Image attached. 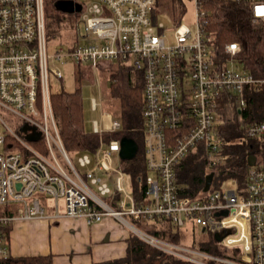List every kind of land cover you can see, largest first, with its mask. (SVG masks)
Returning <instances> with one entry per match:
<instances>
[{
	"label": "built area",
	"instance_id": "1",
	"mask_svg": "<svg viewBox=\"0 0 264 264\" xmlns=\"http://www.w3.org/2000/svg\"><path fill=\"white\" fill-rule=\"evenodd\" d=\"M71 1L77 39L50 52L44 1L0 0V206H4L0 261L11 256L7 229L17 218L82 217L89 224L112 216L177 259L193 264H264V120L245 125L252 151L248 156L254 157L245 183L235 180V189L212 187L214 168L227 157L215 131L220 99L231 93L238 110H246L245 88H258L264 82L237 69L233 56L238 44L224 46L231 56L227 64L216 61L213 37L203 29L206 12L201 0H190L195 6V29L184 23L174 25L173 42L166 41L162 22L153 21L156 0ZM232 1H246L253 20L264 22V0ZM67 62L89 69L123 64L141 73L146 203L138 205L132 190L125 188L123 165L112 164L119 138L109 142L100 138L96 150L73 156L64 148L48 79L50 73L62 78L63 71L55 66ZM105 117L107 127H99L96 121L93 132L102 135L121 129L120 118ZM37 133L36 140L28 139ZM197 148L203 152L208 173L214 174L207 191L191 196L177 181L176 170L185 155ZM60 199L63 212H59ZM156 217L181 229L218 233L217 243L236 252L209 253L193 239L166 241L133 223Z\"/></svg>",
	"mask_w": 264,
	"mask_h": 264
},
{
	"label": "trees",
	"instance_id": "2",
	"mask_svg": "<svg viewBox=\"0 0 264 264\" xmlns=\"http://www.w3.org/2000/svg\"><path fill=\"white\" fill-rule=\"evenodd\" d=\"M44 1V22L46 38L49 40L61 31V21L66 12L56 7L60 0ZM170 17L175 24L185 11L183 2L186 0H170ZM205 10L206 22L204 32L213 37L216 61L225 62L231 59L224 52V46L229 42H236L238 52L233 56L235 64L248 71L256 78L264 80V22L253 20L250 6L246 1L232 0H201ZM157 6V0H156ZM80 67V66H78ZM141 73L131 67L117 65L109 74L108 94L117 101V113L122 127L115 132H105L104 139L109 142L114 138L124 136L134 139L138 150L131 159L123 161V170L129 175L132 182V193L137 204L146 203L148 200L144 194V179L146 169L144 165V129L142 123L143 109V81ZM247 97V109L239 111L237 98L227 93L220 99L218 111L220 122L216 125V133L220 139L222 150L227 154L223 164L214 168V178H232L240 185L245 183V175L248 169L247 158L252 152L249 141L245 137V125L254 120H264V82L258 88H245ZM51 103L60 133L62 143L67 153L94 151L99 144V136L95 132L84 129L83 104L80 88L77 86L72 91L58 90L51 93ZM208 174L205 158L201 148L188 152L181 160L176 170V179L184 188L187 195H197L203 190L205 177ZM214 180V179H213ZM214 184V181H213ZM119 195L116 196V199ZM107 201L109 199L107 198ZM116 206L115 202H111ZM137 227L147 226L145 232L166 241L179 243L186 238L184 229L174 226L166 218L146 219L133 221ZM8 231V229H7ZM199 235L193 236V244L204 251L217 255L234 254L235 249L225 248L215 239L214 235L206 230L198 229ZM199 236V237H198ZM192 238V239H193ZM126 255L121 259L102 261L94 264H193L177 259L141 239L135 233L127 240ZM51 255L34 256H10L0 264H51Z\"/></svg>",
	"mask_w": 264,
	"mask_h": 264
},
{
	"label": "crops",
	"instance_id": "3",
	"mask_svg": "<svg viewBox=\"0 0 264 264\" xmlns=\"http://www.w3.org/2000/svg\"><path fill=\"white\" fill-rule=\"evenodd\" d=\"M58 207L63 212V200ZM45 208L52 214L50 206ZM8 231L11 256L51 255V264H94L121 259L126 255L128 238L134 234L112 216L89 224L82 217L63 216L52 221L41 217L17 218Z\"/></svg>",
	"mask_w": 264,
	"mask_h": 264
},
{
	"label": "rangeland",
	"instance_id": "4",
	"mask_svg": "<svg viewBox=\"0 0 264 264\" xmlns=\"http://www.w3.org/2000/svg\"><path fill=\"white\" fill-rule=\"evenodd\" d=\"M183 6L185 7V11L179 17L178 23L186 24L192 31L195 29V6L190 0H186L183 2ZM75 7V3L71 0H62L58 3V8L66 12H72V9ZM171 11V1L170 0H157L156 9L153 12V21L162 22L164 27V35L166 37L167 42H173L172 33L173 27L175 24L174 19L170 16ZM76 16L74 13L66 14L61 21V31L59 35H54L52 38L48 40V48L49 51H54L59 45H66L75 42L77 39V26H76ZM177 23V24H178ZM58 69L63 71V77L57 78L49 74V85L51 93L58 90H66L72 91L77 86L80 88V93L82 96V104H83V123L84 129L88 132H92L94 130L95 122L97 121L99 127L106 128L108 121L105 117L106 114H111L114 118H119V114L117 113L118 106L117 101L112 99L108 94L109 87V74L111 71L115 70L117 65L113 64H103L97 69H89L88 66L82 65L81 68H77L74 63L67 62L66 64H56L55 66ZM237 69H242L240 66H237ZM94 101L96 107H94ZM52 113L53 107H52ZM55 119V116H54ZM56 122V120H55ZM57 125V124H56ZM98 134V133H97ZM99 139L101 138L103 141L104 134L99 135ZM42 151H45V148H41ZM69 154H73L69 153ZM123 159L119 157L118 152L112 154V164L115 167H120L123 165ZM64 164V162H62ZM65 165V164H64ZM101 173V172H99ZM124 186L125 188L131 192L132 190V182L128 174L124 171ZM108 185L111 189L114 188L113 181L108 178ZM214 186L218 189H226L228 188H236L237 183L234 179H220L219 177L214 178ZM61 202V200H59ZM4 206H0V213L3 212ZM128 218V217H126ZM135 225V224H134ZM135 227H137L135 225ZM140 229H144L146 231L147 226H141ZM185 232L186 238L184 240L192 239L193 236L199 235L198 229L192 230L191 228H185L183 230ZM136 234V233H135ZM137 235V234H136ZM199 237V236H198ZM196 241V239L193 238ZM197 242V241H196Z\"/></svg>",
	"mask_w": 264,
	"mask_h": 264
},
{
	"label": "water",
	"instance_id": "5",
	"mask_svg": "<svg viewBox=\"0 0 264 264\" xmlns=\"http://www.w3.org/2000/svg\"><path fill=\"white\" fill-rule=\"evenodd\" d=\"M62 1V0H60ZM60 1H57L56 2V7L58 8V3ZM58 9H61V8H58ZM79 9V7L77 6V10ZM62 10V9H61ZM71 12V11H70ZM72 12H73V9H72ZM39 134H35V135H31L29 136V140H36L38 138ZM120 142V148L119 151H118V154H119V157L123 160L125 159H131L133 158L136 153H137V150H138V146H137V143L134 141V139L130 138V137H122L120 138L119 140ZM247 162L249 165L253 164L254 162V157L253 155H250L247 157ZM213 172H209L206 177H205V183H204V186H203V190L202 191H207L210 187V184H211V180H212V177H213ZM214 237L216 240H219L220 239V235L218 233H215L214 234Z\"/></svg>",
	"mask_w": 264,
	"mask_h": 264
}]
</instances>
